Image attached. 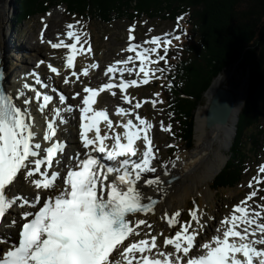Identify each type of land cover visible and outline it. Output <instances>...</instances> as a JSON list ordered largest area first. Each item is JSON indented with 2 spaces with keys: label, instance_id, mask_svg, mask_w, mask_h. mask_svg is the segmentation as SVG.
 Returning <instances> with one entry per match:
<instances>
[{
  "label": "snow or ice",
  "instance_id": "6c2138e0",
  "mask_svg": "<svg viewBox=\"0 0 264 264\" xmlns=\"http://www.w3.org/2000/svg\"><path fill=\"white\" fill-rule=\"evenodd\" d=\"M66 28L70 43L63 39L49 43L52 49H67L64 67L73 69L77 54L82 50L91 53V45L87 40L81 43V33L74 31V24ZM127 31L128 44L124 50L134 53L140 64L138 74L142 73L143 79H120L115 83L110 78L99 88L83 85L73 94V99L81 97L76 108L79 111L78 138L84 151H75L70 157L74 163L66 168V175L53 168L65 148L52 141L59 139L58 125L66 123L61 109L52 105L53 96L42 94L29 83L15 89V94L0 87V219L18 204L21 209H32L22 211L18 220L0 224V228L15 232L14 238L0 233V264H264V247H256L264 246V206L258 205L259 210L255 211L249 207L257 190L234 205L232 214L221 221L222 235L205 237L198 209L189 211L191 219L187 224L179 222L180 211L165 210L162 218L172 234L152 232V225L138 218L141 213L154 214L157 203L142 185L152 187L161 183L159 176L154 180L143 176L157 171L152 164L158 149L149 134L154 126L139 115H135L138 123L127 118L117 120L114 125L106 110L94 107L105 90L114 96V88L124 93L130 86L149 83L150 71L146 65L157 61H149L148 57L157 52L162 38L151 37L143 43L154 47L141 48L133 43L134 27L129 26ZM168 43L165 34V53ZM84 44H88L87 49ZM133 59V55H128L110 64L105 75L115 74L117 65L125 66L119 68L121 73H131L133 69L126 66ZM158 60L167 63L165 56H159ZM47 67L50 73L61 75L57 67L51 64ZM89 68L96 69L97 65L92 63L79 74L72 71L71 77L79 81L81 75L88 76ZM27 75L41 89L46 88V80L51 79L49 76L41 80L37 73ZM61 78L64 84L70 83L68 75ZM25 90L34 96L25 95ZM40 98L42 102L37 111L43 113V127L35 122L30 111L32 100ZM122 99L130 102L128 95H123ZM58 100L59 104H65V95H59ZM142 103L137 102L134 108L139 109ZM152 103L155 106L156 101ZM73 110V106L63 109ZM132 114L123 107H117L114 113L117 117ZM117 128L122 131L117 132ZM160 130L170 131L171 126L164 127L161 122ZM161 167L166 168V165ZM259 172L264 173V165L259 167ZM248 187H253L252 181ZM140 226L149 231L142 233ZM204 240L206 242H202Z\"/></svg>",
  "mask_w": 264,
  "mask_h": 264
},
{
  "label": "trees",
  "instance_id": "16d2710c",
  "mask_svg": "<svg viewBox=\"0 0 264 264\" xmlns=\"http://www.w3.org/2000/svg\"><path fill=\"white\" fill-rule=\"evenodd\" d=\"M58 4L72 15L101 23L122 17L177 21L185 15L189 33L169 56L165 71L173 84L165 91L168 112L178 125L181 143L192 142L195 110L212 81L228 69L248 75L232 156L213 182L216 191L237 187L247 168L246 143L258 152L260 136L264 139V128L247 134L264 115V0H18L17 20Z\"/></svg>",
  "mask_w": 264,
  "mask_h": 264
},
{
  "label": "rangeland",
  "instance_id": "374dc122",
  "mask_svg": "<svg viewBox=\"0 0 264 264\" xmlns=\"http://www.w3.org/2000/svg\"><path fill=\"white\" fill-rule=\"evenodd\" d=\"M16 1L18 0H11V6L7 9V19L8 23L6 24L7 27L11 29L12 23L14 18V13L16 11ZM6 15V13H5ZM16 17V16H15ZM79 21V24L76 22ZM68 24H74L75 29L74 31H77L81 33V36L83 40H87L88 44L91 45V53H88L87 55L90 57L91 61L98 60L99 63L101 62H109L112 59H116V57H126L129 53L124 50L126 49V45L128 44L127 37L129 35L127 29L129 26L134 27L133 35L135 37V40L133 42L140 43L141 48H152L154 45L144 44L143 42L145 40H150L153 33H159V37L163 38L165 37V34H170V37H174V33H181V26L179 24H174L173 22H167V21H161L158 19H152V20H142V21H136L131 22L127 17H122L117 21H114L110 24H101L99 22H96L94 20H78L71 16H69L63 7H55L50 10L49 13L42 17H36L34 20L26 21L25 23H22V28L24 31V35L20 38H18V41L16 42L18 46L24 45L28 48L29 54L28 59L23 58L24 60L20 61L21 59L19 57L20 54L10 53L14 58L17 59V64L21 65V67H24V63L28 62L30 65L34 64V59H32L31 55V49L37 41L43 42L44 40L38 39L39 33L41 31H47V33L51 34V37H60L62 34H65L67 32L66 25ZM151 30V31H149ZM86 34V35H84ZM16 31L10 32V37L14 41V38H16ZM15 42V41H14ZM15 43V44H16ZM40 43V46L42 44ZM88 44L87 47H88ZM165 46H161L157 49L156 53H150L149 54V61H151L152 58L161 56V51L164 50ZM45 50V49H44ZM124 50V51H122ZM46 51V50H45ZM47 52V51H46ZM46 54V53H45ZM13 57L10 60H13ZM36 59V58H35ZM11 62V61H9ZM15 64V61L14 63ZM140 66V64L136 63L133 66V69ZM147 69L150 71V77L154 75V64L149 62L146 65ZM132 74L131 77L135 78L136 75H138V81L141 80L143 77L142 74H134V70L130 73ZM222 87H227L235 91L236 96L238 97V106H240V112H242V109L245 105V101L248 95V75L241 72L237 68L234 69H228L222 74ZM151 87L153 89H156L159 91V88L155 84H152L147 89H143L142 92H137L135 90L133 94L135 97L133 98V103L138 101L141 102L142 97L150 98L149 106L147 107L146 111V103L145 108H141L142 115L147 112L150 117L154 118L156 126L154 130V136L156 138L157 142V149L160 156H162V163L161 165H166V167L173 168V170L176 171V173H180L182 170H186V166H189L191 161L197 157L190 158V154L186 156V154L191 153L195 154L196 152L200 151V148L202 146L209 144H212V141L209 139V134L211 133V130L207 127L208 135L205 136L201 142V144H197L198 138L196 136V131L194 135V140L192 143V148H188L186 146H179L177 145L178 142L175 139L174 132L175 129L171 126L170 115L169 113H166L167 110L164 109V106L160 104L158 101V98L152 94ZM160 93V92H159ZM160 96H163L162 94ZM206 97V101L207 96ZM111 96L108 97L110 100ZM117 100H119V95H117ZM152 101H156L155 106H153ZM205 99L203 101L206 102ZM207 105V104H205ZM203 105L202 107L204 108ZM242 105V107H241ZM208 106V105H207ZM130 107L133 108V105ZM201 107L199 108V110ZM241 115V113H240ZM197 121V120H196ZM163 123L164 127L171 126L170 131H162L160 130V124ZM196 126V123H195ZM236 126V125H235ZM259 128H264V115L258 120L248 131L247 134H258ZM238 130V129H237ZM249 142V141H248ZM232 144V139H231ZM231 144L226 149H222L223 153L226 154V158H230V151L229 148L231 147ZM168 145H172V147H168ZM249 145V144H248ZM195 147V148H194ZM220 148V144L216 143L213 146V152L212 156L215 155L217 150ZM248 148V147H247ZM260 152L258 155H255L254 153H251L252 160L249 163L250 171L248 172V175L246 176L242 188H237L234 192H223V193H215L212 191L210 187L211 181H208L206 184L203 179H200V184L198 186V190L192 191L189 196L186 198L187 205L182 210V213L180 215V222L182 223H188L190 221V215H189V207L194 209H198L202 212V220H203V227L201 231L204 234L211 235L212 233L219 230V227L222 226L221 221L225 217H229L232 214L233 206L236 203H240L247 194H249L253 190H257V196L258 198L252 199V202L249 203V207L252 209H258L257 206L264 204V187L261 184H264V173L259 172V167L261 165H264V149L261 146ZM185 154V156H183ZM159 165L157 167L158 170H160L159 173H161L163 168ZM223 167V165H222ZM221 167V168H222ZM202 167L199 173H202L203 171ZM221 170V169H220ZM219 172V171H218ZM255 178V179H254ZM252 181L253 187L249 188L248 183ZM256 181H260V183H257ZM247 182V183H246ZM247 184V185H246ZM207 187L210 189V194L206 191ZM193 199V201L191 200ZM196 204V205H195ZM194 205V207H193ZM254 210V211H255ZM259 210V209H258ZM198 211V212H199ZM262 222H264V213H262ZM150 223H152V228L150 231L152 232H158V230L163 229V225L161 221L158 220L156 216L150 217ZM149 231L148 229H144L143 233ZM219 232V231H218Z\"/></svg>",
  "mask_w": 264,
  "mask_h": 264
},
{
  "label": "bare ground",
  "instance_id": "6f19581e",
  "mask_svg": "<svg viewBox=\"0 0 264 264\" xmlns=\"http://www.w3.org/2000/svg\"><path fill=\"white\" fill-rule=\"evenodd\" d=\"M1 1V11H2V15L3 18H7V9L11 6V0H0ZM6 13V15H5ZM43 34V33H42ZM48 36V37H47ZM48 38L51 37V34L45 32V34H43V38ZM67 38V37H66ZM53 42H57V41H53ZM45 46H40L38 41L36 44H34V46L31 49V52L34 55H37L41 58H46L49 59V57L45 54L44 52ZM78 58L76 60V63L81 66V71L85 68L88 67L91 63V61L89 60V57L86 56V53L81 52L79 54H77ZM27 67H30V65H28L27 63H25ZM32 68L36 69V66H33ZM32 69V70H34ZM38 71V70H37ZM29 72V71H28ZM39 74H41L43 76V73L41 72V70L38 71ZM30 73V72H29ZM104 76V73L100 70V67H97L96 69H91L89 68V74L87 77L85 78H81V80L76 81L74 80V78H71V82L68 83V90H72V93H75L78 91V89L80 88V83L81 81L84 83V81L86 79H96L98 80L99 78H102ZM83 77V75H82ZM75 81V82H73ZM223 78L222 76L218 77L212 87L210 88V90L207 92L206 96L208 101H210V99L213 97L215 91L217 88H219L222 84ZM87 83V82H86ZM72 105H75V101H71ZM201 107V109L199 110V108ZM197 109L196 112V126H195V131H196V136L198 138V142L197 144H201L203 138L205 136L208 135V131H207V124H206V119H207V111H208V106L205 105L204 108L202 106H200ZM240 106L237 107V110L235 111V113L237 114V116L240 114ZM234 113V115L236 116V114ZM233 115V121H231L230 123H228L225 126H220V125H216L214 127L209 128L211 130V133L209 134V139L212 141V144H206L204 146H202V148H200L199 152H196L195 154L188 153L186 154V156H188L190 154V158H194L197 157L196 159L194 158L191 163L189 164V166H186V170H182L179 174H181L182 178L180 181H178L175 184L172 185H167L166 184V179L168 178V175L172 172H175V170H173V168H169L166 167L163 169V171L161 173H157L154 175L153 179L154 180L157 176H159L161 178V183L159 186L153 185L152 187H148L147 185H142L145 189V191L147 192L148 195L150 196H161L162 197V201L160 202V204L155 208V212L154 214L151 213L150 215H156L157 218L159 219V221H161V223L164 225V229H162L161 231L159 230L158 232L155 233H159V232H164L165 234H172V229H169L166 226V220L162 218V214L163 212L166 210L169 213L173 212V211H180V213H182V210L186 207L187 205V201L186 198L189 196V194L194 191V190H198V186L201 185L200 184V179H203L205 181V183L202 184H206L208 181H212L214 176L218 173V171H220L222 165L224 164L226 158V154L223 153L222 149H226L227 147L230 146L231 144V139H232V133L234 132V127L236 125V123H234V118L235 116ZM74 113H70V118L71 121L73 119ZM115 123L117 120H121V117H117L115 116ZM114 123V125H115ZM116 131H119V128L116 129ZM70 134H71V129H70ZM71 137V135H70ZM219 143L220 144V148L217 150V152L215 153V155L212 156L213 152L211 150H213V146L214 144ZM195 148V147H194ZM212 153V154H211ZM183 156H185V154H183ZM203 168L202 173H199V170ZM167 172V175H164V172ZM143 176H145V174H143ZM206 191L210 194V189L209 187H207ZM211 195V194H210ZM188 199V198H187ZM202 212L203 211H199L198 215L200 217V220L202 222V224L204 223L202 220ZM149 216V215H148ZM141 219H146L148 221V217H138ZM180 218V216H179ZM178 218V220H179ZM222 233V232H221ZM215 235V234H213ZM219 235V234H216ZM211 235H207L205 234V237H210ZM198 240H200V237H197ZM202 242H206V240L202 241ZM261 245H256V247H260ZM203 251V249H201Z\"/></svg>",
  "mask_w": 264,
  "mask_h": 264
},
{
  "label": "water",
  "instance_id": "95a60500",
  "mask_svg": "<svg viewBox=\"0 0 264 264\" xmlns=\"http://www.w3.org/2000/svg\"><path fill=\"white\" fill-rule=\"evenodd\" d=\"M236 110L237 101L235 93L232 90L224 87L217 88L211 100V104L207 113V126L214 127L216 125H227L228 123L233 121L232 117ZM237 118L238 116L236 114L234 123L237 122ZM235 130L236 128L234 127V131ZM232 136H234L233 133Z\"/></svg>",
  "mask_w": 264,
  "mask_h": 264
}]
</instances>
